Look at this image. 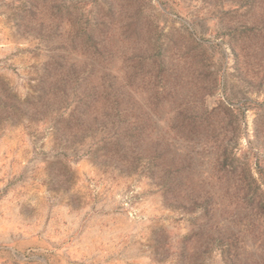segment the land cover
<instances>
[{
	"label": "rangeland",
	"instance_id": "1",
	"mask_svg": "<svg viewBox=\"0 0 264 264\" xmlns=\"http://www.w3.org/2000/svg\"><path fill=\"white\" fill-rule=\"evenodd\" d=\"M0 264H264V0H0Z\"/></svg>",
	"mask_w": 264,
	"mask_h": 264
}]
</instances>
